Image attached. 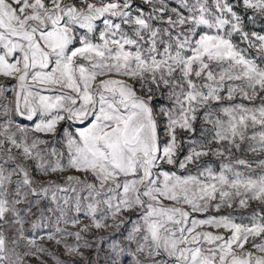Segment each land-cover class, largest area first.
I'll return each mask as SVG.
<instances>
[{"label":"snow or ice","instance_id":"obj_1","mask_svg":"<svg viewBox=\"0 0 264 264\" xmlns=\"http://www.w3.org/2000/svg\"><path fill=\"white\" fill-rule=\"evenodd\" d=\"M0 264H264V0H0Z\"/></svg>","mask_w":264,"mask_h":264}]
</instances>
